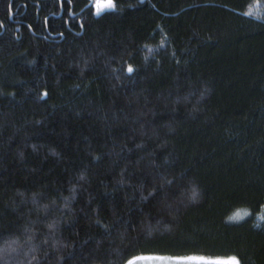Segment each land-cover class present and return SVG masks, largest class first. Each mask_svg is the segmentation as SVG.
<instances>
[{"label": "trees", "instance_id": "trees-1", "mask_svg": "<svg viewBox=\"0 0 264 264\" xmlns=\"http://www.w3.org/2000/svg\"><path fill=\"white\" fill-rule=\"evenodd\" d=\"M261 217L264 0H0V264H264Z\"/></svg>", "mask_w": 264, "mask_h": 264}, {"label": "rangeland", "instance_id": "rangeland-1", "mask_svg": "<svg viewBox=\"0 0 264 264\" xmlns=\"http://www.w3.org/2000/svg\"><path fill=\"white\" fill-rule=\"evenodd\" d=\"M191 258V259H190ZM232 257L227 258H197L195 256L175 257L156 254H143L131 258L125 264H227Z\"/></svg>", "mask_w": 264, "mask_h": 264}, {"label": "snow or ice", "instance_id": "snow-or-ice-1", "mask_svg": "<svg viewBox=\"0 0 264 264\" xmlns=\"http://www.w3.org/2000/svg\"><path fill=\"white\" fill-rule=\"evenodd\" d=\"M109 7H111V5H109ZM249 15H251V13H249ZM132 71H133V68L132 67H129L128 68V72L131 73ZM195 195L196 194L193 193V198H195ZM230 219H232V220H239V219H242V217H241V214L240 213H237L235 216L231 217ZM261 220H264V217H261ZM129 264H132V262H129ZM178 264H179V262H178ZM227 264H240V261L237 258L232 257L227 262Z\"/></svg>", "mask_w": 264, "mask_h": 264}]
</instances>
